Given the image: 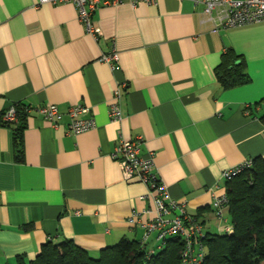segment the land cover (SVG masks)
I'll return each mask as SVG.
<instances>
[{
    "label": "crops",
    "instance_id": "1",
    "mask_svg": "<svg viewBox=\"0 0 264 264\" xmlns=\"http://www.w3.org/2000/svg\"><path fill=\"white\" fill-rule=\"evenodd\" d=\"M36 2L0 0V114L17 103L56 105L60 118L54 127L35 112L26 117L21 162L16 125L0 126V264L32 261L46 242L72 240L92 256L122 238L142 242L143 229L127 219L150 202L112 157L122 139H142L140 157L153 155L169 197L186 204L204 235L224 234L228 214L219 220L212 210L225 192L221 173L264 159V23L211 34L192 0L125 2L92 15L94 37L73 4ZM113 51L111 69L100 58ZM223 57L241 58L250 81L224 89ZM119 86L122 120L113 122ZM76 105L95 127L72 135L67 110Z\"/></svg>",
    "mask_w": 264,
    "mask_h": 264
},
{
    "label": "built area",
    "instance_id": "2",
    "mask_svg": "<svg viewBox=\"0 0 264 264\" xmlns=\"http://www.w3.org/2000/svg\"><path fill=\"white\" fill-rule=\"evenodd\" d=\"M157 0H37L36 6L49 4H73L78 13V19L83 24L87 34L97 37L98 29L92 24V15L103 7L116 6L122 3H129L133 7L138 3L153 5ZM195 7H200V25L211 34H218L221 31L241 28L254 24L264 23V0H192ZM101 61L108 64L111 69L115 67L117 54L113 51L104 54ZM121 86L117 87L109 103V117L113 122L122 120L121 112ZM31 112L40 115L52 126H58L60 113L56 105L32 109L25 107L24 113L28 116ZM86 107L76 105L67 110L69 122L66 125L67 132L72 135L85 133L95 127V121L88 116ZM85 116V117H83ZM17 123L15 105H11L5 112L0 114V124ZM142 139L120 140L115 146L113 159L121 168L122 178L127 183H141L147 188L145 195L141 197L144 201L150 202L148 208L132 212L127 221L131 225H139L143 229L141 244L147 242L151 234L155 235L157 248L165 244V240L177 237L183 243L180 252L181 264H202L204 259V247L201 240L204 234L197 219L190 216L186 211V204L172 200L169 197L167 187L160 180L154 171L153 155L140 157L139 151ZM252 160H246L241 164L225 169L221 173V179L226 183L249 170L252 167ZM229 200L226 193L214 195L212 199V210L219 220H224L228 211ZM145 217V219H143ZM229 231V227L227 228ZM155 251H147L148 256Z\"/></svg>",
    "mask_w": 264,
    "mask_h": 264
},
{
    "label": "trees",
    "instance_id": "3",
    "mask_svg": "<svg viewBox=\"0 0 264 264\" xmlns=\"http://www.w3.org/2000/svg\"><path fill=\"white\" fill-rule=\"evenodd\" d=\"M225 56H228V52ZM222 58L216 76L224 89L244 85L250 81L245 72V64L239 57ZM16 108L17 123H3L0 126L16 125L14 145L17 160L22 158V131L27 115L26 105L13 104ZM264 122V118H261ZM252 167L226 182L225 193L229 200V231L221 235H204L202 264H264V159L252 160ZM155 240V239H154ZM146 245V244H145ZM150 248L155 252L148 256L141 242L122 238L115 245L90 255L74 244L72 240L59 243L46 242L32 261L21 257L18 264H181L180 252L183 243L177 237L165 240L164 246Z\"/></svg>",
    "mask_w": 264,
    "mask_h": 264
},
{
    "label": "rangeland",
    "instance_id": "4",
    "mask_svg": "<svg viewBox=\"0 0 264 264\" xmlns=\"http://www.w3.org/2000/svg\"><path fill=\"white\" fill-rule=\"evenodd\" d=\"M155 236V235H154Z\"/></svg>",
    "mask_w": 264,
    "mask_h": 264
}]
</instances>
